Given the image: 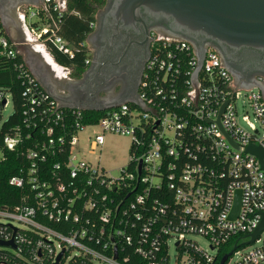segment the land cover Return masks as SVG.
<instances>
[{
    "label": "built area",
    "instance_id": "built-area-1",
    "mask_svg": "<svg viewBox=\"0 0 264 264\" xmlns=\"http://www.w3.org/2000/svg\"><path fill=\"white\" fill-rule=\"evenodd\" d=\"M65 10L66 0L23 9L31 34L24 43L51 42L73 56L58 33ZM20 46L0 33L2 56L15 59ZM14 67L24 86L22 124H6L15 105L11 89L0 87V156L16 151L28 164L9 178L20 202L0 207V264H221L229 253L223 264L264 263V229L248 243L263 219L264 169L247 150L264 149L263 78L242 88L212 46L201 57L190 41L153 33L142 105L122 103L90 121L87 110L61 106L24 60ZM89 125L100 129L86 138L91 150L101 149L106 132L131 136L119 177L78 155Z\"/></svg>",
    "mask_w": 264,
    "mask_h": 264
},
{
    "label": "water",
    "instance_id": "water-1",
    "mask_svg": "<svg viewBox=\"0 0 264 264\" xmlns=\"http://www.w3.org/2000/svg\"><path fill=\"white\" fill-rule=\"evenodd\" d=\"M31 1L33 0H25L27 3ZM105 9L101 22L102 27L107 31L109 46L114 47L116 51H119L130 35L139 33L141 28L149 33L148 24L150 22L165 23L168 36L190 41L197 48L201 57H203L205 50L204 42H208L209 45H216L220 49L221 53L219 54L230 72L228 60L239 51L243 53H247V50L264 51V0H108ZM96 17L99 21L100 14L98 13ZM148 45L147 59L150 55V38ZM128 48L129 46H126L125 52ZM104 55L103 49H101L95 56L92 65L79 78L76 88L84 82L87 75L92 76L94 72L97 74L104 68L107 62L104 60ZM121 58L122 56H117L116 61L111 62V65L116 68ZM28 67L43 85L33 69L29 65ZM234 76L240 79L239 73H235ZM256 85L257 82H242L239 86L251 88ZM46 91L61 106L87 111H103L126 102L140 103L137 96L125 101L107 99L101 106H95L90 105L89 102L81 98V94L76 92L75 98L66 100V103L62 104L60 98L52 95L47 89ZM140 104L142 105V103ZM247 150L258 157L264 169V149L250 145ZM239 207L240 191L236 194L231 218L235 217ZM263 229L264 214L261 224L252 233V238L248 243L255 241ZM1 244L8 245L12 242H1ZM230 254L223 256L221 264L227 260Z\"/></svg>",
    "mask_w": 264,
    "mask_h": 264
},
{
    "label": "flooded vegetation",
    "instance_id": "flooded-vegetation-1",
    "mask_svg": "<svg viewBox=\"0 0 264 264\" xmlns=\"http://www.w3.org/2000/svg\"><path fill=\"white\" fill-rule=\"evenodd\" d=\"M107 2L108 0L98 11L100 19L98 21L96 17L94 28L87 38L91 57L88 67L92 65L101 49L105 54L104 60L107 62L99 73L94 72L92 76L87 75L84 82L75 88V91L81 94V98L95 106H101L107 99L125 101L137 97L148 55V39L151 40L153 33L167 35L165 23L150 22L148 24L149 33L141 28L139 33L130 35L119 51H116L114 47L109 46L107 31L101 23ZM203 45L209 44L204 42ZM126 46L129 48L125 52ZM210 46L221 53L216 45L210 44ZM117 56H122L117 64L118 69L111 65V62L116 61ZM228 63L238 86L242 82L254 83L259 77L264 79V51L247 50V53L239 51L228 60ZM235 73L240 74V79L234 76ZM90 94L93 95L89 96Z\"/></svg>",
    "mask_w": 264,
    "mask_h": 264
},
{
    "label": "trees",
    "instance_id": "trees-1",
    "mask_svg": "<svg viewBox=\"0 0 264 264\" xmlns=\"http://www.w3.org/2000/svg\"><path fill=\"white\" fill-rule=\"evenodd\" d=\"M105 3L106 0H66V10L62 12L60 18L57 17L60 25L58 33L72 46L74 55L70 56L62 52L51 42L48 43V48L56 62L61 66L69 67L73 76L81 77L88 67L85 61L90 54L87 47L82 46V43L92 32V24L96 21V15ZM0 33H4L1 22ZM20 61H23L21 55L15 59H9L0 54V87L11 89L15 105V111L6 123L9 127L22 124V110L25 102L24 86L17 79L14 67V64ZM85 114L90 117V121H95L101 112L86 111ZM26 145H29V141L26 142ZM2 155L0 156V207L4 205L13 206L20 202L22 191L10 185L9 178L17 174L19 168L27 165L28 161L12 150L4 149ZM126 194L123 193V196L119 195V197H125ZM54 227L62 230L60 225H54Z\"/></svg>",
    "mask_w": 264,
    "mask_h": 264
},
{
    "label": "crops",
    "instance_id": "crops-1",
    "mask_svg": "<svg viewBox=\"0 0 264 264\" xmlns=\"http://www.w3.org/2000/svg\"><path fill=\"white\" fill-rule=\"evenodd\" d=\"M42 3L43 0H33L30 3L25 0H0V22L4 34L11 40L21 43L20 52L23 60L33 69L44 88L65 104L66 100L73 99L77 95L75 88L80 77L71 75V72L65 73L49 49L39 44L24 43L30 39L31 34L22 10ZM85 41L88 43L87 38Z\"/></svg>",
    "mask_w": 264,
    "mask_h": 264
},
{
    "label": "rangeland",
    "instance_id": "rangeland-1",
    "mask_svg": "<svg viewBox=\"0 0 264 264\" xmlns=\"http://www.w3.org/2000/svg\"><path fill=\"white\" fill-rule=\"evenodd\" d=\"M67 70L65 71V73ZM238 108L241 110V101H238ZM13 106L12 101L10 102L4 112L5 116H8L12 113ZM99 128L95 125L86 126L84 130L79 133V156L85 161L91 162L93 165H96L98 162L100 166H102L107 175L113 178H117L120 175V168L126 166L129 157H128V149L130 146L131 136L122 135L118 133L106 132L104 134V144L101 149L91 150L89 143L86 141V138L89 134H94V132H99ZM13 225L17 226V223H13ZM195 238L200 246L204 249L209 247V241L200 235H195ZM264 239V232L261 236ZM260 245V243H256V246ZM233 246L229 249L231 250ZM170 253L174 254V240L170 241ZM236 257V256H234ZM264 264V263H262Z\"/></svg>",
    "mask_w": 264,
    "mask_h": 264
}]
</instances>
